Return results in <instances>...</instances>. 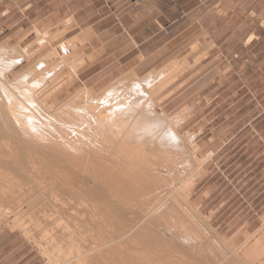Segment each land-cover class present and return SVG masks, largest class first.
<instances>
[{
    "label": "bare ground",
    "instance_id": "obj_1",
    "mask_svg": "<svg viewBox=\"0 0 264 264\" xmlns=\"http://www.w3.org/2000/svg\"><path fill=\"white\" fill-rule=\"evenodd\" d=\"M33 53L0 43V224L22 230L45 264H264V224L238 245L201 212L207 156L197 157L195 133L180 132L185 108L169 116L155 98L185 58L57 99L73 55L58 44L9 77Z\"/></svg>",
    "mask_w": 264,
    "mask_h": 264
},
{
    "label": "rangeland",
    "instance_id": "obj_2",
    "mask_svg": "<svg viewBox=\"0 0 264 264\" xmlns=\"http://www.w3.org/2000/svg\"><path fill=\"white\" fill-rule=\"evenodd\" d=\"M40 3L41 20L34 27L32 17L27 16L29 12L25 11L24 18L14 1L0 0V43L16 42L21 48L34 49L31 58L8 72L11 78L54 46L65 45L76 68L71 72L65 66L59 71L61 76L70 74L67 87L56 96L61 99L80 87L94 93L101 91L134 70L127 68L138 58L130 56L134 50L123 28L130 26L135 30L136 17L144 14L148 5L163 6L164 0H40ZM9 8L11 11L7 13ZM251 8V15L245 16ZM50 11L55 13L48 16ZM75 11L83 24L77 25L70 17ZM164 16L178 19L166 37L179 34L180 40L168 50L179 54L164 55V64L173 58H185L187 67L155 98L160 99V108L169 116L185 108L188 117L180 132L195 133L197 157L207 156L194 198L201 204V212H211V225L222 236L235 235L234 242L238 245L249 239L247 243L251 245L254 238L247 239L246 234L264 224V0H169L164 6ZM100 19H103L101 26L89 27ZM117 20L121 25L100 40L112 34L119 36L105 50L100 49L94 33ZM43 28L49 43H41L42 46L38 31ZM231 32H235L233 40L226 38ZM246 34H251L246 41L237 39ZM73 37L76 38L70 48L66 42ZM149 52L150 49L143 51L144 55ZM54 55V60L59 57ZM128 59L130 62L125 63ZM147 60L141 57L139 69L134 70L137 76L143 77L148 72L143 69ZM164 64L152 69L158 70ZM261 236L264 238V233ZM37 247L22 230L12 229L4 222L0 224V264H45Z\"/></svg>",
    "mask_w": 264,
    "mask_h": 264
},
{
    "label": "crops",
    "instance_id": "obj_3",
    "mask_svg": "<svg viewBox=\"0 0 264 264\" xmlns=\"http://www.w3.org/2000/svg\"><path fill=\"white\" fill-rule=\"evenodd\" d=\"M15 2V6H18V11H20L23 14V17H32V25L38 24L41 20V13H40V7L41 3L40 0L34 1L31 3L29 0H12ZM242 1V0H237ZM169 0H164V5L161 6L158 3V6L156 4H151L147 6V9L145 10L144 14L137 16L136 20L133 21L134 28L133 30L130 26H126L123 29L127 34H129V43L132 46V49L134 50L130 56H134L138 58V61H135L133 65L128 67L127 69H134L138 70L141 65V57L144 60H147V65L145 66V70L149 71L152 70L153 67L157 66L159 63L164 64V55H178L179 53L175 52H169L168 50H171L175 48V44L178 43L179 40V34H176L174 36L166 37V35L174 29V26L177 24V18L170 20L166 16H164V6L168 5ZM56 10V9H53ZM11 9L9 8L7 10V13H9ZM25 11L29 12L27 16L25 15ZM31 11V12H30ZM55 11H50L48 13L49 15L54 14ZM240 15H243V13L239 12ZM252 13V8L247 11L245 16H250ZM36 15V18H35ZM233 15L235 13L233 12ZM80 15H78V11H75L71 13L70 17L73 19V21L79 25V23L83 24V22H80ZM263 17V14L259 15ZM104 19V18H103ZM92 22L89 24V27L93 29V27L102 25L101 20ZM139 24L140 26H138ZM121 25L119 20L113 21L111 23H106L103 25L101 30H98L97 33H94L97 40L100 42V49L105 50L107 46H109L115 39H117V36L119 34H112V36H107L104 41L100 40V37H104L110 33V30L115 31L116 26ZM255 38L258 36L255 35V33H251ZM251 34H246L245 36H241L240 38H237L239 41H246ZM227 39H234L235 38V32H231L227 37ZM178 48V47H176ZM145 49H150V52L146 55H144L143 51ZM104 52V51H103ZM130 59L126 60L125 63H129ZM163 66V65H162ZM161 66V67H162ZM142 69V70H143ZM159 69V68H158Z\"/></svg>",
    "mask_w": 264,
    "mask_h": 264
}]
</instances>
